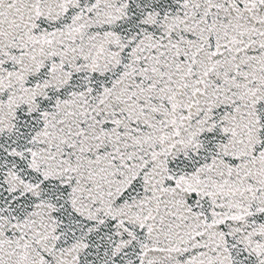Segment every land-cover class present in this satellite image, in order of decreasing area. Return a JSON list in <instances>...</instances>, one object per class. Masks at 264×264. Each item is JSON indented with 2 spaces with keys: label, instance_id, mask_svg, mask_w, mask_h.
Returning <instances> with one entry per match:
<instances>
[{
  "label": "snow or ice",
  "instance_id": "6c2138e0",
  "mask_svg": "<svg viewBox=\"0 0 264 264\" xmlns=\"http://www.w3.org/2000/svg\"><path fill=\"white\" fill-rule=\"evenodd\" d=\"M0 264H264V0H0Z\"/></svg>",
  "mask_w": 264,
  "mask_h": 264
}]
</instances>
